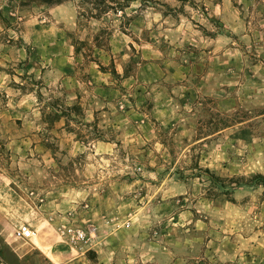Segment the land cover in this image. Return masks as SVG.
I'll return each mask as SVG.
<instances>
[{
    "label": "rangeland",
    "instance_id": "374dc122",
    "mask_svg": "<svg viewBox=\"0 0 264 264\" xmlns=\"http://www.w3.org/2000/svg\"><path fill=\"white\" fill-rule=\"evenodd\" d=\"M106 1L0 0V264H262L264 0Z\"/></svg>",
    "mask_w": 264,
    "mask_h": 264
},
{
    "label": "trees",
    "instance_id": "16d2710c",
    "mask_svg": "<svg viewBox=\"0 0 264 264\" xmlns=\"http://www.w3.org/2000/svg\"><path fill=\"white\" fill-rule=\"evenodd\" d=\"M47 5H55V4H59L63 1L66 0H43ZM123 1H128V0H123ZM84 3L91 5V9L93 11V13H97L98 14H102L107 12L108 10H116L117 8L113 5L111 6L106 0H83ZM124 3V2H123ZM115 5H117L119 8H123L124 4H122L121 2H117ZM72 109H75L76 107L73 106L71 107ZM71 108H68V110H71ZM63 111H60V114H62ZM60 114L58 113H54V117L56 119H58L60 117ZM44 117V115H43Z\"/></svg>",
    "mask_w": 264,
    "mask_h": 264
},
{
    "label": "built area",
    "instance_id": "2783aa9c",
    "mask_svg": "<svg viewBox=\"0 0 264 264\" xmlns=\"http://www.w3.org/2000/svg\"><path fill=\"white\" fill-rule=\"evenodd\" d=\"M15 235L22 240H31L36 235V232L29 225L23 224L15 230ZM70 240L71 242L78 244L80 247L87 244L85 233L79 230L73 232Z\"/></svg>",
    "mask_w": 264,
    "mask_h": 264
},
{
    "label": "crops",
    "instance_id": "0c3cea01",
    "mask_svg": "<svg viewBox=\"0 0 264 264\" xmlns=\"http://www.w3.org/2000/svg\"><path fill=\"white\" fill-rule=\"evenodd\" d=\"M258 240V239H257ZM262 239H259L257 242H256V240H255V242H254V244H253V246L251 247V251H252V253L253 254H255L256 253V251L258 250V248H259V246H260V241H261ZM253 241V240H252ZM259 256H254L253 257V260H252V262H261L262 264H264V258H258Z\"/></svg>",
    "mask_w": 264,
    "mask_h": 264
}]
</instances>
